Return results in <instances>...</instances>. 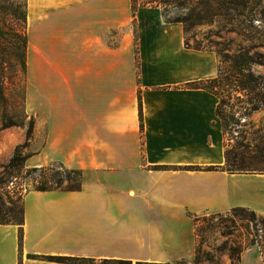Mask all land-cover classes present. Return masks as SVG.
Listing matches in <instances>:
<instances>
[{"label": "crops", "instance_id": "1", "mask_svg": "<svg viewBox=\"0 0 264 264\" xmlns=\"http://www.w3.org/2000/svg\"><path fill=\"white\" fill-rule=\"evenodd\" d=\"M24 15L40 75V147L31 141L25 167L60 163L83 181L29 189L23 224H0V264L191 261L195 215L264 217V172L227 170L219 98L193 86L218 77L219 58L188 48L182 23L159 8L134 15L131 0H25ZM239 264H264V252L247 246Z\"/></svg>", "mask_w": 264, "mask_h": 264}, {"label": "rangeland", "instance_id": "2", "mask_svg": "<svg viewBox=\"0 0 264 264\" xmlns=\"http://www.w3.org/2000/svg\"><path fill=\"white\" fill-rule=\"evenodd\" d=\"M213 2L222 16L213 19L207 17L201 25L190 30L187 41L191 46L201 45L212 49L217 46L229 54L248 49L254 55L255 62L263 63L253 67L254 74L264 77V0H235L236 4L231 6V10L222 0ZM24 4L25 0H0V223L9 224L21 221L23 195L29 189H37L38 182L50 181L55 184L62 180L59 189L68 190L76 185L74 182L78 178L75 174L66 173V169L59 164L43 170L26 168L25 164L7 166L16 148L25 143L27 131L32 126L33 134L28 146L20 149V152L29 155L31 141L35 142L34 151L40 147L39 138L34 141L39 118L40 75L31 79L27 50V71L21 81ZM187 11L186 8H172L166 17H184ZM226 19H231V22ZM228 23H232L233 30H228ZM258 53L261 54L260 57L257 56ZM221 67L223 71H227L229 63L224 61ZM233 103L238 104V101L232 99L231 104ZM221 112L229 115L226 106H222ZM10 124L14 125L3 128ZM263 136L264 105L250 115H237L234 121L230 120L225 133L227 150L230 151L227 169H234L239 173L264 172ZM249 214V211L236 213L231 210L220 213V216L213 219L212 214L192 216L193 220L200 219L199 223L194 222L195 229L197 230V225L203 228L201 237L196 236V247L199 241L202 240L203 243L201 262L196 263L193 259L168 264H239L237 254L230 257L231 247L240 245L244 249L254 238V245H258L264 252V217L257 215L258 224L254 228ZM205 217L208 219L206 222Z\"/></svg>", "mask_w": 264, "mask_h": 264}, {"label": "trees", "instance_id": "3", "mask_svg": "<svg viewBox=\"0 0 264 264\" xmlns=\"http://www.w3.org/2000/svg\"><path fill=\"white\" fill-rule=\"evenodd\" d=\"M214 0H131L132 2V11L135 15L137 11L141 8H159L162 9V14L167 22H179L183 24L184 32H185V45L188 48H194L196 50H210L214 51L220 61L219 73L218 77L215 79H211L208 81L200 82L193 84V86L197 88H204L209 92L213 93L219 98V104L216 110L217 115L221 118L224 132L226 133L227 127L230 125V120L234 121L235 117L238 115H250L251 113L258 111L264 105V77H260L254 74L253 67L255 65H263L261 62L254 61V55L250 54L248 49H242L236 54H229L226 53L223 49H220L216 46V49L203 47L201 45L191 46L190 43L187 41V35L189 34L190 30L195 26L201 25L207 17L210 19L218 18L222 16L219 14L216 7H214ZM216 1V0H215ZM224 5L228 6V9L231 10V6L235 5V0H222ZM181 7L183 9H187L188 13L184 17H177L175 19L167 18L166 15L171 11L172 8ZM228 22H231V19H226ZM23 24L25 25V15L23 19ZM230 25V29L233 30L232 23H228ZM222 38L221 35H219ZM22 43H23V55H22V63H21V72H22V79H24L26 75V50H27V37L26 33L23 32L22 34ZM257 56H261V54H257ZM226 61L229 63V69L227 71H223L221 64ZM1 82V81H0ZM2 85V82H1ZM0 91V97H1ZM232 99H236L238 104H231ZM222 106H226L228 108V114L224 115L221 112ZM140 120L142 121V109H141V102H140ZM14 124L4 125L3 128H7L9 126H13ZM33 134V126L28 129L26 134V141L23 145L16 148L13 157L10 159L8 163V167H17L25 164V161L29 157L27 154H22L20 149L26 148L28 146V141L31 139ZM263 143H264V136H263ZM229 155L230 151L227 150V165L229 163ZM63 167L62 164L57 163ZM48 167L42 168H34L33 170H43L47 169ZM66 169L65 167H63ZM229 172L234 173V169H227ZM68 174H75L78 176L77 180L74 182L76 185L71 187L68 190L75 191L80 190L82 186L83 176L82 172L78 170H65ZM39 187L37 190L40 191H47V190H54L59 189L61 187L62 180L58 181L55 184L50 183V181H42L38 182ZM236 213H243L249 211V219L253 223L254 228L257 227V214L254 211L245 209V208H236L232 210ZM211 219L215 216H220V214H212ZM197 218V217H196ZM210 219V220H211ZM208 219H204L206 222ZM209 220V221H210ZM200 219H194V222L199 223ZM264 224V220L262 221ZM196 223V224H197ZM0 224H9V223H0ZM17 225L23 224V212H22V219L19 223H13ZM195 224V228H196ZM210 225V224H209ZM213 229V227H212ZM203 233V228H200L197 225V230L195 229V234L197 237H201ZM22 237V232L20 233V239ZM256 239H252L249 242L250 245H254L256 243ZM202 241V240H201ZM199 241L196 247V255H195V262H201V254L203 253L202 245L203 243ZM243 247L238 245L237 247H231V255H238V260L240 261V255L243 251ZM47 260L51 262L57 263H68V264H132L131 261L126 260H104L101 263H97L93 259H84V258H66V257H48ZM136 264H161V263H148V262H136ZM168 264V263H167Z\"/></svg>", "mask_w": 264, "mask_h": 264}]
</instances>
